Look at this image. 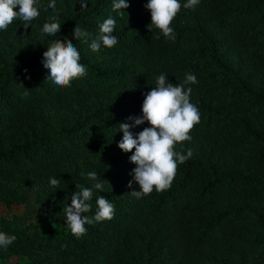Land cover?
Segmentation results:
<instances>
[{"label": "trees", "instance_id": "trees-1", "mask_svg": "<svg viewBox=\"0 0 264 264\" xmlns=\"http://www.w3.org/2000/svg\"><path fill=\"white\" fill-rule=\"evenodd\" d=\"M85 2L55 0L56 36L42 31L55 14L49 0H39L40 16L29 26L14 21L0 31V204L25 205L34 193L42 211L23 224L0 215V232L16 236L0 249V264H264V0L182 7L170 25L174 42L148 25L147 0H127L122 17L113 0ZM110 15L119 42L93 52L91 39ZM75 26L91 34L87 42L72 36ZM55 39L76 44L87 67L71 87L46 80L42 54ZM187 73L198 81L185 87L201 120L176 150L193 154L169 190L138 199L118 124L142 115L157 76L180 84ZM90 171L104 190L94 189L85 215L94 216L99 195L115 215L86 225L77 239L64 209L76 184L93 186Z\"/></svg>", "mask_w": 264, "mask_h": 264}, {"label": "clouds", "instance_id": "clouds-1", "mask_svg": "<svg viewBox=\"0 0 264 264\" xmlns=\"http://www.w3.org/2000/svg\"><path fill=\"white\" fill-rule=\"evenodd\" d=\"M199 2L200 0H187L182 5L180 0H147L144 7L150 12L151 17L148 25L154 26L166 39L174 42L176 33L170 26L174 18L182 7L194 9ZM17 6L19 10L15 11L14 8ZM81 6H87L85 0H81ZM47 7L53 9L55 14L50 17L49 22L43 24L42 31L47 36H56L60 32L61 23L58 22L59 12L56 11L55 0H49ZM128 7L127 0H113L112 10L121 17ZM39 16V0H0V31H6L14 21H20L27 27ZM115 27L116 20L111 15L104 19L99 24L98 33L91 39L90 49L98 52L102 47L108 49L115 47L119 42L117 36L113 35ZM148 29L151 31L150 27ZM90 35L79 26H75L72 31L75 39H84L85 42ZM42 55V64L48 69L46 80H50L58 87H71L73 80L88 75L86 65L80 63L81 56L76 44L67 39L52 40ZM196 83L197 78L192 73H187L180 84H173L168 81L166 74H160L156 77L155 86L144 94L142 115L128 117L131 123L118 124V131L123 133L118 147L123 152H132L129 160L135 164L131 171L132 180L128 182V187L132 186L133 180L139 185V190L131 191L134 197L140 199L154 190L158 193L169 190L177 174L178 165L185 163L192 156L191 149L184 154L177 151L176 146L191 140L190 132L201 120L198 107L190 102L192 88L185 87ZM145 122L150 126L137 133L131 131ZM86 178L93 181V186L84 187L76 184L75 188L79 191L73 192L71 204L64 209L65 223L77 239L86 234V225L111 220L115 215V205L101 195L96 198L94 216L85 215L92 209L90 201L94 189L104 190V180L97 172H88ZM49 183L54 189L60 188V181L57 178H50ZM15 240V235L0 232V249L6 250Z\"/></svg>", "mask_w": 264, "mask_h": 264}, {"label": "rangeland", "instance_id": "rangeland-1", "mask_svg": "<svg viewBox=\"0 0 264 264\" xmlns=\"http://www.w3.org/2000/svg\"><path fill=\"white\" fill-rule=\"evenodd\" d=\"M41 209L35 205V194L31 193L27 204L25 205H13L10 208H6L3 204H0V215L6 217H12L14 221L23 224L28 220H34L41 216ZM16 262L15 258L11 259V264Z\"/></svg>", "mask_w": 264, "mask_h": 264}]
</instances>
